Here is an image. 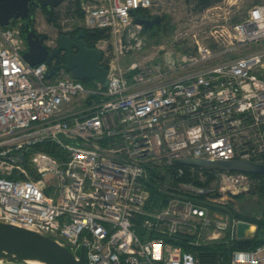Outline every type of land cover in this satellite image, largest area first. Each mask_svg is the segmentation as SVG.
<instances>
[{
    "label": "built area",
    "instance_id": "2783aa9c",
    "mask_svg": "<svg viewBox=\"0 0 264 264\" xmlns=\"http://www.w3.org/2000/svg\"><path fill=\"white\" fill-rule=\"evenodd\" d=\"M79 1L82 28L104 33L93 49L106 87L72 79L55 58L31 66L21 23L0 26V222L55 240L77 261L83 248L85 264H201L177 243L207 244L226 230L238 240L240 220L210 216L200 198L227 203L235 185L251 190L255 182L174 165L192 158L264 165V48L238 54L264 42V5L221 25L223 36H210L214 48H159L140 65L123 58L150 46L133 12L150 11L152 0ZM44 143L60 158L36 151L27 169L24 154ZM151 170L172 196L147 211ZM206 172L215 189L176 180L201 182ZM212 227L219 233L205 236ZM228 264H264V244L234 251Z\"/></svg>",
    "mask_w": 264,
    "mask_h": 264
},
{
    "label": "water",
    "instance_id": "95a60500",
    "mask_svg": "<svg viewBox=\"0 0 264 264\" xmlns=\"http://www.w3.org/2000/svg\"><path fill=\"white\" fill-rule=\"evenodd\" d=\"M63 0H39L38 6L43 8H56ZM37 0H0V26L6 27L12 20H25L29 17L30 9H34ZM135 23L142 25L144 29H152L160 23L159 16L150 19L135 18ZM83 30L79 31L74 39L69 35L61 34L57 38V47L50 53L45 37H39L33 31H28L24 41L26 51L23 59L31 66L40 63L50 65V61L57 58L59 52L65 53L64 69L70 77L76 81L97 80L106 87V71L99 65L101 53L93 48L87 49L81 40ZM97 33L102 34V30ZM73 49L77 53H73ZM52 71H49L51 74ZM49 76V75H48ZM182 166L201 167L211 171H224L227 173H242L246 175H264V165H257L240 161H210L206 159H183L175 161ZM247 192L249 187L244 188ZM240 194H244V190ZM233 194L232 196H236ZM245 195V194H244ZM226 198V196H225ZM246 221H238L235 227V237L238 240H246L254 236L256 227ZM24 263V264H85L84 249L79 251V260L68 249L61 246L55 240L41 236L34 232L17 228L0 222V264Z\"/></svg>",
    "mask_w": 264,
    "mask_h": 264
},
{
    "label": "rangeland",
    "instance_id": "374dc122",
    "mask_svg": "<svg viewBox=\"0 0 264 264\" xmlns=\"http://www.w3.org/2000/svg\"><path fill=\"white\" fill-rule=\"evenodd\" d=\"M75 2L77 1L66 0L55 8L54 12L58 17L56 20L58 28L47 23L41 11L38 10L35 12L33 29L38 34L43 35L47 41V44H49L50 46H53L55 44L59 35H66V33L73 31L78 26L81 27V21L77 20V18L73 15ZM152 3L154 5L150 9L149 15L153 17L159 16L160 19L161 16L168 17L169 22L172 26V31L169 32L168 35L158 34L155 38L151 39L150 46L146 50H143L140 53L127 54L126 57L122 56L124 57L123 60L127 64L133 62L140 65L149 64V61L155 57L154 54L159 48H163V51L167 50L174 53H193L196 47L195 42H197L198 44H207L210 47L214 48V43L210 39L211 34H213L214 36H223V34L220 32L221 25H224L225 23L229 24L230 20L233 22L240 19L249 7L253 5H264V0H222L221 2L211 6H219L218 9L210 10L208 8L209 10L207 9L202 12L195 11L194 4L188 3V0H152ZM225 19L226 21L228 20V22H225ZM15 24H17V22H15L14 25ZM153 30L154 29H152V31ZM149 32L150 31H145L144 35H148ZM193 36L195 37L193 38ZM262 48H264V42H262L259 46H253L238 54L242 55L244 53L253 52ZM218 61H220V59H218ZM218 61H214L212 64H215ZM215 172H218L220 175H231L232 173L230 172L229 174L224 171ZM214 181L215 178L213 173H207L205 174L203 181H198L200 184H205V186L198 187H201L203 189H215ZM217 197L218 196L215 195L212 198ZM229 198L230 200L227 203L221 204H213L209 201L208 196L205 198L202 197L200 198V200L204 203H208L206 205L210 206V216L216 215L225 217V215H227L226 213L229 214V212L227 211V209L229 210V208L238 213H244L249 217L254 216V214H260L262 211L261 205L256 203L254 199L255 197H253L252 194H250L248 197L244 195H236ZM252 228L254 229V227ZM214 231H216V229L212 227L210 229H206L204 231V234L206 236ZM216 232L219 233V230H217ZM221 233L222 237L220 239L211 241L209 243L218 242L219 240L223 239L227 240L229 238L228 230L222 231ZM257 237L264 239V234L259 231L257 233Z\"/></svg>",
    "mask_w": 264,
    "mask_h": 264
},
{
    "label": "trees",
    "instance_id": "16d2710c",
    "mask_svg": "<svg viewBox=\"0 0 264 264\" xmlns=\"http://www.w3.org/2000/svg\"><path fill=\"white\" fill-rule=\"evenodd\" d=\"M65 1L66 0H63L62 3ZM76 1L77 2L74 3L75 9L73 11V15L77 18V20L81 21V19L83 18V12L80 10V1L79 0ZM221 1L222 0H188V3L194 4L195 11L202 12ZM37 2H39V0H37ZM38 10L41 11L47 23L58 28V25L56 24V20L58 17L54 12L55 8H51V7L43 8L36 5L34 9H30L29 17L21 21V36L23 39L25 38V35L28 33V31H34L33 29L34 15L35 12ZM133 15L135 17L146 18V19H150L153 17L149 15V11H144V10H135L133 12ZM15 22L18 21L12 20L11 24H14ZM152 29L154 30L152 31ZM152 29L142 30L143 34L145 33V31L147 32L150 31L149 34L146 35L150 40L155 38L158 34L168 35L169 32L172 31V26L169 22L168 17L161 16V22L157 25H154ZM81 30L90 32L78 26L73 31L66 33V35L77 34ZM94 32H95V36L93 37V39L89 40L88 43H86L85 40L83 41L84 46L87 49L93 48L95 43L104 37V33L99 34L97 33V31ZM57 62L64 67L65 64L64 57L58 58ZM36 151H42L57 159L60 158L61 155L58 147L51 143H44L33 146L28 152L24 154V160H25L24 164L25 167L29 170H30V166L28 164L29 157L33 152ZM174 166L175 168H179V167L184 168L178 165H174ZM248 176L255 182V185L252 187L250 192L253 195V197H255L254 199L256 203L261 205V209H262L261 213L254 214V216L249 217L244 213H238L234 210H231V208H229V210L227 209V211L229 212L231 218L241 221H246L256 226V233L254 234V236L246 240H229L228 238L227 240L223 239V240H219L218 242L202 244L199 246L188 245L186 242L187 240L185 241L183 239L177 243V245L181 247L182 252L191 253L201 264H214L217 262H219V264H228L231 254L234 251H254L257 247L264 244V239L257 237V233L259 231L264 234V175L254 174ZM157 178L158 176L156 171L151 170L150 173L148 174V179L145 182L144 187L149 194L148 200L145 204V209L147 211L161 209L165 207L167 205L169 198L172 196V194L170 195L169 193L171 192V190H164L161 186V183L157 181ZM176 180L178 182H190L191 185H193L194 187L205 186V184L204 185L200 184L197 181V179L187 178L186 176H181ZM13 264H24V263H13Z\"/></svg>",
    "mask_w": 264,
    "mask_h": 264
},
{
    "label": "flooded vegetation",
    "instance_id": "af4514ba",
    "mask_svg": "<svg viewBox=\"0 0 264 264\" xmlns=\"http://www.w3.org/2000/svg\"><path fill=\"white\" fill-rule=\"evenodd\" d=\"M36 5H38V2H37ZM17 21L21 23V20H17ZM33 32L35 34H37L39 37H44L43 35L38 34L35 30ZM68 35H69L70 39H74L78 35V33L77 34H68ZM94 36H95V32L94 31H90V32L84 31L82 37L80 39H78V40H81L82 42L85 40V42L88 43V41L91 40V39H93ZM43 43L46 44V45H48L46 39L43 41ZM56 47H57V40H56L54 46L48 47L49 52L51 53ZM72 51H73V53H77V50L76 49H73ZM61 57H64L65 58V53L64 52H59L58 55H57V58H55V59H58V58H61ZM64 66H65V64H64ZM231 174L232 175H236L235 173H231ZM242 190H244V194L245 195L244 194H240V195H244V196L248 197L251 194L250 190L249 191L247 190V192H246V190L242 186L235 185L234 188H233V190H232V192L228 193L227 196H226V194H224V196H226V199H230L229 197H233L232 196L233 194L234 195L235 194L239 195V193H241Z\"/></svg>",
    "mask_w": 264,
    "mask_h": 264
},
{
    "label": "bare ground",
    "instance_id": "6f19581e",
    "mask_svg": "<svg viewBox=\"0 0 264 264\" xmlns=\"http://www.w3.org/2000/svg\"><path fill=\"white\" fill-rule=\"evenodd\" d=\"M81 23H82V19H81ZM82 27V26H81ZM144 29V28H143ZM85 30V29H84ZM34 264H37V263H34Z\"/></svg>",
    "mask_w": 264,
    "mask_h": 264
},
{
    "label": "crops",
    "instance_id": "0c3cea01",
    "mask_svg": "<svg viewBox=\"0 0 264 264\" xmlns=\"http://www.w3.org/2000/svg\"><path fill=\"white\" fill-rule=\"evenodd\" d=\"M252 226L254 227V225H252ZM255 227H256V226H255ZM255 227H254V228H255ZM255 233H256V232H255Z\"/></svg>",
    "mask_w": 264,
    "mask_h": 264
}]
</instances>
